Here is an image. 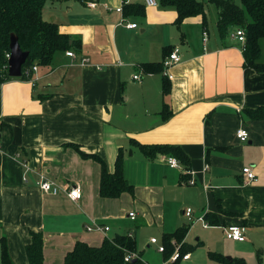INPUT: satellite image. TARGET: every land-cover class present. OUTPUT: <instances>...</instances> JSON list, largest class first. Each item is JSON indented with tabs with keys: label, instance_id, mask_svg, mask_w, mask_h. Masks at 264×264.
<instances>
[{
	"label": "crops",
	"instance_id": "0c3cea01",
	"mask_svg": "<svg viewBox=\"0 0 264 264\" xmlns=\"http://www.w3.org/2000/svg\"><path fill=\"white\" fill-rule=\"evenodd\" d=\"M199 1L205 15L180 26L177 10L160 1L44 5V19L75 40V57L57 51L50 65H36L31 80L0 83V239L14 264H30L32 231L43 234V264H64L78 241L100 246L117 233L136 237L127 254L144 264H163L182 248L190 257L170 264H223L212 253L264 261V71L246 66L237 28L221 32L218 5L209 0L217 7L209 22L207 3ZM176 47L181 60L172 79L147 70ZM239 128L248 140L237 137ZM141 145H176L189 164L167 153L149 158ZM119 153L133 189L103 197V165L84 154H98L114 172ZM247 166L257 180L248 182ZM41 178L78 185L82 196L45 192ZM95 223L110 229L89 230ZM230 225L243 226L246 239L228 238ZM173 232L170 254L160 251Z\"/></svg>",
	"mask_w": 264,
	"mask_h": 264
},
{
	"label": "trees",
	"instance_id": "16d2710c",
	"mask_svg": "<svg viewBox=\"0 0 264 264\" xmlns=\"http://www.w3.org/2000/svg\"><path fill=\"white\" fill-rule=\"evenodd\" d=\"M49 1L63 2L70 0H0V83L12 78L8 71V54L11 51L12 34H16L23 50L29 51L21 78L27 79L26 70L35 65H50L57 51L69 50L76 42L68 34L61 33L55 22L44 19L42 11ZM165 7H174L178 12V26L187 17L205 15L204 2L199 0H159ZM219 7L218 22L221 32L231 27L242 28L246 34L244 57L246 66L264 71L262 46L264 42V0H213ZM163 63V62H162ZM159 67H149L148 71H162ZM165 86L164 92H169ZM169 111L167 105L163 113ZM140 148L149 158L158 153H167L189 164L188 155L176 145H141ZM103 165L100 194L103 197H119L123 192L131 191L133 186L124 176L123 155L119 153L114 172L107 170L103 159L98 154H90ZM185 228V230H187ZM184 230V229H183ZM177 232L164 235L165 253L171 250V239ZM182 233V232H181ZM2 264H14L6 237L0 239ZM30 264L44 263V238L41 232H31V242L26 246ZM136 250V237L132 234L117 233L113 239L106 238L102 245L93 246L85 241H78L65 257L64 264H144L140 258L125 260L126 254ZM183 250V248H182ZM181 250V253L185 252ZM170 254V253H169ZM261 254V253H259ZM223 264H248L243 258H227L218 253L211 254ZM179 262V261H177ZM175 262V263H177ZM258 264H264L260 261Z\"/></svg>",
	"mask_w": 264,
	"mask_h": 264
},
{
	"label": "built area",
	"instance_id": "2783aa9c",
	"mask_svg": "<svg viewBox=\"0 0 264 264\" xmlns=\"http://www.w3.org/2000/svg\"><path fill=\"white\" fill-rule=\"evenodd\" d=\"M146 5L148 6H157L159 4V0H144ZM90 5H95V3H90ZM119 11L122 10V8H118ZM130 27H136L137 24L136 23H132V24H128ZM235 37L243 44L244 49H245V45H246V34H245V30L242 28H238L236 30L235 33ZM67 55L75 57V53L72 50L67 51ZM10 56V53L8 54V57ZM181 60V55H180V50L178 47L174 48L171 52L168 53V55H166V57L163 59V72L166 76H168L170 79L173 78V74L170 72L171 68L176 65L177 63H179ZM9 68V67H8ZM37 70V66H33L30 69L26 70V76L27 79H32V74L33 72ZM23 73H24V69H23ZM135 79H140V75L136 74L134 75ZM34 81V80H33ZM237 137L242 140V141H246L249 138V133L248 130L245 128H239L237 131ZM2 146L1 143V133H0V148ZM166 161L174 167H178L179 166V162L175 157H167ZM24 164H26V162H24ZM243 172L246 175V178L248 179V182H253L255 180H257V175L256 173L252 170V168L250 166L244 167L243 168ZM38 185L40 186V188L48 193H52V194H58L59 192H61L62 190L65 191L68 196L73 199V200H77L79 198H81L82 194H81V189L78 185H69V184H64V185H59L55 182H52L48 179L45 178H41L38 181ZM187 215L193 219L192 216V210L191 208L187 209ZM130 216L132 218H135V213L134 212H130ZM202 219V218H200ZM89 230H93V229H97V230H102V231H108L110 229L109 226H103L100 224H96L95 226H89L88 227ZM225 233L226 236L230 239H234V240H239V241H244L246 239L245 236V231H244V227L240 226V225H230L227 228H225ZM152 242H156V238H152ZM159 250L164 252L165 251V246L164 245H160ZM136 257V254L131 252L129 254L126 255L125 260L129 261L132 258ZM190 257V253H185L182 254L180 250H176L171 257L163 264H170V263H175L177 261L180 260H186Z\"/></svg>",
	"mask_w": 264,
	"mask_h": 264
},
{
	"label": "water",
	"instance_id": "95a60500",
	"mask_svg": "<svg viewBox=\"0 0 264 264\" xmlns=\"http://www.w3.org/2000/svg\"><path fill=\"white\" fill-rule=\"evenodd\" d=\"M10 56L8 60V71L12 77H21L23 74V68L29 57V51L23 50L18 36L12 34L10 43Z\"/></svg>",
	"mask_w": 264,
	"mask_h": 264
},
{
	"label": "rangeland",
	"instance_id": "374dc122",
	"mask_svg": "<svg viewBox=\"0 0 264 264\" xmlns=\"http://www.w3.org/2000/svg\"><path fill=\"white\" fill-rule=\"evenodd\" d=\"M204 1L207 3V13H208L207 15H208L209 22L214 21L216 18L217 7L214 3L210 2L209 0H204ZM237 1H240V0H237ZM262 58H264V44L262 46Z\"/></svg>",
	"mask_w": 264,
	"mask_h": 264
}]
</instances>
